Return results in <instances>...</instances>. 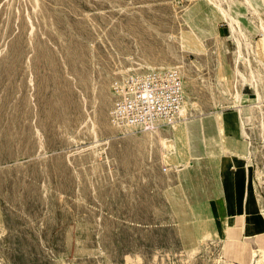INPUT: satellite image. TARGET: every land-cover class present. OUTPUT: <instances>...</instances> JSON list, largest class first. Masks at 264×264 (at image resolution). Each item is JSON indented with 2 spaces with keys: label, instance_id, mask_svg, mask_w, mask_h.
<instances>
[{
  "label": "rangeland",
  "instance_id": "374dc122",
  "mask_svg": "<svg viewBox=\"0 0 264 264\" xmlns=\"http://www.w3.org/2000/svg\"><path fill=\"white\" fill-rule=\"evenodd\" d=\"M193 2L210 20L215 8L207 0H0V264L248 261V253L235 248L242 235L224 245L225 222L214 200L206 204L213 210L206 214L192 209L199 233L209 236L197 234L183 187L174 169H165L166 152L155 133L107 123L112 79L131 61L168 58L171 46L177 49L171 36L187 28L175 14ZM254 2L260 15L245 10L246 31L250 22L264 23V0ZM216 27L220 35L229 34L222 18ZM249 36L264 63L262 35ZM213 38L202 37L205 50L199 56L183 54L191 79L182 75L184 90L195 101L190 118L214 111L225 140L222 108L233 111L226 107H231L227 91L235 47L226 38L227 50L220 54ZM248 65L264 92V66L251 56L250 64L239 68L246 72ZM253 83V89L244 84L241 91L253 97ZM258 100H263L259 107L243 103L249 104L244 113L232 107L248 123L254 106L262 134L264 99ZM249 131L256 173L257 161L264 167L257 151L261 135L259 128ZM259 181L255 174L254 190L264 206ZM229 210L231 224L241 212ZM259 212L255 227L246 216L245 234L264 232Z\"/></svg>",
  "mask_w": 264,
  "mask_h": 264
},
{
  "label": "bare ground",
  "instance_id": "6f19581e",
  "mask_svg": "<svg viewBox=\"0 0 264 264\" xmlns=\"http://www.w3.org/2000/svg\"><path fill=\"white\" fill-rule=\"evenodd\" d=\"M207 1L213 4L215 8L213 10L214 13H212L214 15H212L210 20L207 19L204 13L198 10L194 2L192 3L191 7H187V10L186 8H184V11L185 10L186 11L181 13V15H177V13L175 14L176 18H178L181 22H184L187 25V28L181 27L179 29V33L177 34V36L175 35L171 36V40L177 43L176 45L177 49L171 46L172 48L169 51V55L167 56L168 58L163 60H153V61L134 60L131 61L129 65L125 66V68H123L120 71V74H124L133 69H139L136 71H147L152 69L176 68L177 70H179L181 75L183 74L188 79H191V75H190L191 68L183 56L185 52H189V53L192 52L197 56H199V53L205 50V45L203 43L202 37H205L206 35H212L214 37L213 40L216 42V46H217L216 50L218 53L221 54L222 53V51L220 50L221 48L223 49V52L227 50L224 40H226V38L232 39L233 45L235 47L233 51V66L231 67V71H232V75H234V79L232 81V90L227 91L229 95L228 99H230L229 103H231V105L228 106L231 107L234 106L237 107L238 110H240L241 107L244 105L243 103L247 102L249 104H253L254 106L259 107L260 105H262L263 100L259 101L258 99L260 98L264 99V92H262L258 87L259 86L258 79L260 78V76L258 75V79H257L255 73L251 68V65H248L249 69L248 70L246 69V72L241 71L239 68L241 63L247 62L248 64H250L251 56H253L258 62H260L264 66V63L260 58H258V54L254 50V44H253L254 40L252 41L251 37L249 36L250 32L259 31L260 34L262 35V40H264V23H262V19L261 18L259 19L258 25L254 24L253 22H250L251 24L249 31H246L242 27V25H244L243 23L246 22V14H245L246 9L250 10L255 15L256 14L260 15V11L258 7L255 6L257 4L256 2H254V0H207ZM219 18H222L229 25L228 35L222 36L218 33L216 24H217V19ZM240 36L242 37V39ZM259 71L260 70L258 67V73ZM227 80L228 79L224 80V82L229 83V81ZM251 82L255 83V84L253 83L255 89L254 96L252 95L253 97H251V95L248 96L246 94H243L241 91V86L243 84L251 83ZM184 94H185L184 100L180 108L179 116L175 121L171 123H158L157 125H154L152 127H139L142 130H146L145 132L146 134L151 135L155 133V135H157L162 150L166 152V156L163 158V162H164V167L167 170H172L174 168L176 169L181 165H185V166L188 165L192 152L190 148L188 149L186 148L185 150L184 146L189 147L190 145L189 141L191 136L200 135V134L204 135L203 122L202 121L195 122V120L190 118V113L193 111L192 108H190V106L195 104V101L191 100L190 93H188L186 89L184 90ZM109 97H112L111 90ZM218 113L220 114V112ZM246 117L247 119H249L251 117V114L249 113ZM219 119L220 118L218 117V115L215 116V124L217 127L220 126ZM107 123L108 126L112 129L129 128V127L117 126L113 124L111 121H107ZM261 127H262L263 143L260 146L264 152V124H262ZM215 134L218 137L222 138L221 137L222 134L219 131V129L215 130ZM222 152L223 155L221 156L219 155L218 157H222L223 159H225L227 156L226 155L227 148L224 147ZM172 156H175L177 159L173 162L168 163V160L166 159ZM228 156L232 158V155H228ZM260 175L261 174L258 172L257 177L258 179L261 180ZM191 208L195 211L196 214H201V213L206 214L207 211L208 212L213 211L211 207L207 206L205 203H195L194 205H192ZM261 210L264 216V206L262 203H261ZM200 229L201 228L199 227L198 231ZM223 263L230 264L229 262L226 263L223 262ZM245 264H264V247H260V249L259 248L252 249L251 257L247 262H245Z\"/></svg>",
  "mask_w": 264,
  "mask_h": 264
},
{
  "label": "crops",
  "instance_id": "0c3cea01",
  "mask_svg": "<svg viewBox=\"0 0 264 264\" xmlns=\"http://www.w3.org/2000/svg\"><path fill=\"white\" fill-rule=\"evenodd\" d=\"M245 84L250 85V83ZM250 87L253 89L252 85H250ZM243 94L248 95V93ZM226 108H231L233 111H224L222 108L223 125L227 133L225 140L223 138L221 140V138L215 134L216 124L214 111L210 115L204 116L200 114L199 116H196L194 118L195 122L202 121L204 124V135L200 134L191 136L189 147L184 146L185 150L186 148H190L192 152V155L189 159V164L186 166L181 165L176 168L177 170L174 168V171L177 182L183 187L187 205L190 207L194 216V222L195 215L191 207L195 203H205L207 205H211L212 201L214 200L215 206L219 207L220 209L223 207L227 208L228 213L230 211L229 209H239L241 214L236 217L234 215V221L231 224H228L227 222L228 213L222 210L218 211L221 216V221L225 222L224 231L226 236L223 238L225 239L224 245L226 247L233 245L234 239L242 235V241H238V245L235 248H237L239 252L245 251V253H248L246 255H248L249 260L252 254V249L264 247V232L245 234L246 216L252 217L254 227L258 226L256 212L257 209H260L258 214H260V216L262 215L264 220L261 210L262 200L260 198L259 192L257 190L255 192L253 184L255 174L257 177L258 172L264 179V167L261 168V165H259L260 161H257V170L255 173V169L253 168L254 164L252 163L253 159L250 154L252 153L250 147L251 141L249 140L251 136L249 128L252 131L254 130L255 134L256 130L259 128L258 132L260 133V121L259 117L257 116L258 111L254 106H251V109H249L252 111L254 116L251 117L248 123H244L241 116L242 113H244L247 108H249L247 105L242 106V113L233 107ZM257 120L258 124H256ZM260 135V145H262L263 135L261 133ZM260 145L257 147V151H259L261 154V159L259 157L258 158L261 160V164L264 166V152ZM224 147L227 148V156L225 159L218 157L219 155H223L222 151ZM228 155H232V158ZM176 159L177 158L175 156H172L166 160H168V163H170ZM243 160L245 163H243ZM260 183L263 184L264 182ZM185 189L187 190V193H185ZM211 217H213L214 224L218 226L215 213ZM195 226L196 232L199 236H209L206 235V233H199L198 223L195 222ZM212 235L215 234L213 233ZM217 236L220 237L219 232ZM237 240L238 239H236V241Z\"/></svg>",
  "mask_w": 264,
  "mask_h": 264
},
{
  "label": "built area",
  "instance_id": "2783aa9c",
  "mask_svg": "<svg viewBox=\"0 0 264 264\" xmlns=\"http://www.w3.org/2000/svg\"><path fill=\"white\" fill-rule=\"evenodd\" d=\"M110 87L109 119L120 127L171 123L178 118L185 95L183 77L176 68L130 70L115 76Z\"/></svg>",
  "mask_w": 264,
  "mask_h": 264
}]
</instances>
